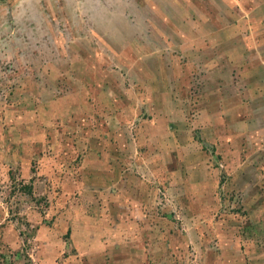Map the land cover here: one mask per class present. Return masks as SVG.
Listing matches in <instances>:
<instances>
[{"label":"rangeland","instance_id":"1","mask_svg":"<svg viewBox=\"0 0 264 264\" xmlns=\"http://www.w3.org/2000/svg\"><path fill=\"white\" fill-rule=\"evenodd\" d=\"M0 264H264V0H0Z\"/></svg>","mask_w":264,"mask_h":264}]
</instances>
